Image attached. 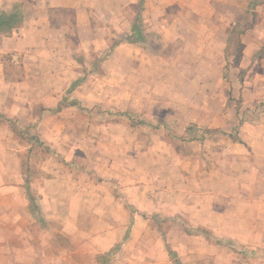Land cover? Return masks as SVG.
Masks as SVG:
<instances>
[{"label": "crops", "instance_id": "crops-1", "mask_svg": "<svg viewBox=\"0 0 264 264\" xmlns=\"http://www.w3.org/2000/svg\"><path fill=\"white\" fill-rule=\"evenodd\" d=\"M211 1L221 7L231 4L230 0H188L185 11L183 0H0V12H11L17 5L25 12L22 24L0 38V58L18 57L22 70V79L11 83L10 65L0 60V264H110L102 256L123 238L140 235L138 218H132L128 230L127 212L116 211L120 204L109 196L105 184L77 180L57 161L41 168L44 176L30 177L25 159L34 143L66 161L71 156L77 131L74 115L81 102L72 99L82 96L80 88H69L79 75L77 49L84 57L93 51L101 54L106 39L100 31L107 23L122 24L130 8L135 17L141 4L146 7L143 31L134 27L135 38L156 45L157 59L166 69L171 62H187L176 77L193 78L188 85L169 88H194L196 107L202 113L197 122L227 136L236 129L227 153L232 147L245 153L243 158L229 155L227 166L217 168L213 163L210 185L204 178L197 184L194 204L211 206L212 212L199 208L191 226L202 231L175 234L174 252L180 264H264V53L257 55L264 47V35L254 31L249 41L242 40L247 71L237 86L226 85L225 50L234 26L224 19H210L220 13L208 8ZM198 13L203 15L200 20L179 19ZM185 42L193 46L182 51L178 46ZM132 45L121 43L114 53L145 63L142 49ZM46 77L52 80L46 83ZM59 78L68 80V88L58 87L64 82ZM177 105L184 109L190 102L181 100ZM189 119L193 121L181 113L179 122ZM221 171L229 173L227 182L221 181ZM205 212L211 215L206 218ZM203 230L219 243L203 239ZM118 247L121 260L111 264H170L162 253L160 260L142 262L137 254L143 248L138 245ZM147 249L155 253L158 245Z\"/></svg>", "mask_w": 264, "mask_h": 264}, {"label": "rangeland", "instance_id": "rangeland-1", "mask_svg": "<svg viewBox=\"0 0 264 264\" xmlns=\"http://www.w3.org/2000/svg\"><path fill=\"white\" fill-rule=\"evenodd\" d=\"M230 2V5L221 7L211 1L208 8L220 9V13H215L210 19H224L234 26L230 43L225 50L227 60L223 69V81L228 86H231L232 82L237 86L247 71L243 68L245 61L242 40L249 41L254 31L264 35V0ZM183 4L186 11L188 0H183L182 6ZM139 7V13L135 17L131 8L124 14L123 23H128L126 28L123 23L116 26L107 23L105 30L100 31L101 36L106 39V46L101 54L97 55V52L93 51L84 57L77 49L79 64L76 71L79 75L75 77L77 84L72 88H80L82 96L78 93L79 99H72L81 102L74 115L77 131L71 156L66 161L62 155L55 156V152L51 154V150L46 146L34 143L25 162L30 177L44 176L45 167L57 161L61 168L64 166V169H71L76 178H83L81 181L84 183L94 181L96 184H105L109 196L120 204L116 211L127 212L128 230L133 226L132 218H138L134 227L136 225L140 229V235L136 238L131 235L123 238L124 240H120L109 253L102 256L110 264L111 261L121 260L116 251L120 250L118 246L124 244L142 247L143 250L137 254L142 262L153 261L154 257L159 259L162 253L165 254L164 260L167 263L180 264L173 249V237L177 233L180 234L181 230L186 235L199 234L202 230L192 227L191 221L198 216L200 207L206 208L209 213L212 212L211 206L194 204L193 200L198 193L197 184L204 178L210 185L213 163H216L217 168L218 164L227 166L229 155L243 158L245 153L244 150L239 153L233 147L230 150L232 153H227V142L235 141L236 129L227 136L209 130L197 122L202 113L201 109L196 107L198 94L192 92L194 88H169L188 85L193 78L189 80L188 76L176 77L185 69L187 62H171L172 65L166 69L165 64L157 59L158 47L154 44L149 46L140 38H135L132 30L137 27L143 31L142 16L146 8L144 4ZM173 10V15H177V7ZM202 16V13L196 14L195 18L184 14L179 19L200 20ZM206 18L207 16L203 19ZM121 43L141 48L145 63L141 64V61L135 58L115 54V47ZM192 46V43L185 42L178 47L184 51ZM151 47L156 54L153 50L151 54ZM262 53L264 47L257 55ZM4 59L10 65L7 69L11 73L7 80L11 83L20 81L22 70L19 58L13 59L11 54H8L0 58ZM149 70L152 75H148ZM52 78L46 77L43 81L47 83ZM43 84L45 83H40L41 86ZM67 84L68 80H64L58 87L68 88ZM159 84L162 88H157ZM71 86L72 84L69 88ZM181 100L189 101L190 105L184 109L179 108L177 104ZM181 113L188 114L193 121L189 119L188 122H179ZM168 118H172V121L169 122ZM218 149L221 150L219 160ZM212 155L216 158L215 161ZM241 161L243 160H240V163ZM228 175L227 171H221V181L227 182ZM209 215L204 213L206 218ZM203 233V239L213 244L219 243L209 231L206 233L203 230ZM148 245H158V251L148 252ZM169 251L171 252L168 253Z\"/></svg>", "mask_w": 264, "mask_h": 264}, {"label": "trees", "instance_id": "trees-1", "mask_svg": "<svg viewBox=\"0 0 264 264\" xmlns=\"http://www.w3.org/2000/svg\"><path fill=\"white\" fill-rule=\"evenodd\" d=\"M24 17L25 12H23V10H20L18 5L15 6L11 12H0V38L6 34H10L14 29H17L22 24ZM137 30V28H134L135 32H138ZM76 84L77 82L74 83L71 87H74ZM29 201H34L30 194Z\"/></svg>", "mask_w": 264, "mask_h": 264}]
</instances>
